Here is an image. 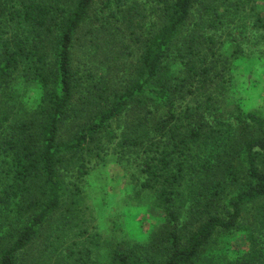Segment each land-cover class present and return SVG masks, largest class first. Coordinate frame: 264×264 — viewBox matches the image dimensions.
<instances>
[{
  "label": "trees",
  "instance_id": "trees-1",
  "mask_svg": "<svg viewBox=\"0 0 264 264\" xmlns=\"http://www.w3.org/2000/svg\"><path fill=\"white\" fill-rule=\"evenodd\" d=\"M120 1L118 21L141 46L138 76L119 91L98 83L82 97L73 47L94 0H12L6 13L1 4V30L8 34L0 35V264H21L54 219L67 214L70 220L80 190L71 191L61 175L64 156L101 143V132L144 94L163 112L153 117L147 135L125 136L121 144L140 148L143 185L166 223L152 239L153 253L115 252L110 264H198L217 236L239 231L249 250L226 264H264V111L238 110L234 122L221 120L213 85L229 64L218 65L222 54L211 36L192 38L186 61L180 52L181 75L167 70L198 0ZM149 15L154 21L146 29ZM255 15V26L264 31L263 14ZM30 80L42 85V98L17 117L12 90ZM83 114L80 132L62 141V126ZM220 147L223 165L208 160L190 175L188 156L212 150L215 156ZM95 255L94 247L77 239L65 264H97Z\"/></svg>",
  "mask_w": 264,
  "mask_h": 264
},
{
  "label": "rangeland",
  "instance_id": "rangeland-1",
  "mask_svg": "<svg viewBox=\"0 0 264 264\" xmlns=\"http://www.w3.org/2000/svg\"><path fill=\"white\" fill-rule=\"evenodd\" d=\"M120 2L94 0L90 18L78 31L73 47L74 68L81 85L77 97L86 95L98 83L119 91L138 76L141 46L126 36L128 32L118 21ZM11 3L12 0H0V35L8 34L1 30L5 19L1 4L7 5L6 13ZM258 12L264 16V0L196 1L166 60L167 70L177 77L183 68V56L184 61L188 59L190 40L212 37L218 54H222L218 65L223 68L224 63L229 64V70L221 69L224 79L219 78L213 85L217 109L226 123L234 122L232 115L238 110L264 111V31L255 26ZM152 21L154 16L149 15L143 22L146 29ZM236 48L240 50L239 57L233 59ZM180 52L184 55L180 56ZM16 87L12 90V104L20 117L35 109L43 89L36 80L23 81ZM163 108L146 94L137 96L127 111L101 132V143H91L74 155L64 156L60 171L71 191L80 190L77 208L70 220L66 219L67 214L54 219L40 240L22 255L21 264H65L66 253L77 239L96 249L97 264H110L115 252L153 253L152 239L160 233L166 218L143 185L140 148H123L121 142L125 136L147 135L153 117H158ZM85 120L83 114L66 122L60 139L71 140ZM214 153L215 156L212 150L205 157L197 153L188 156L190 175L208 160L223 165V149ZM223 168L218 173L220 179ZM231 188L226 186L227 194ZM206 248L198 264H226L248 252L249 243L245 233L239 231L231 236H217Z\"/></svg>",
  "mask_w": 264,
  "mask_h": 264
}]
</instances>
